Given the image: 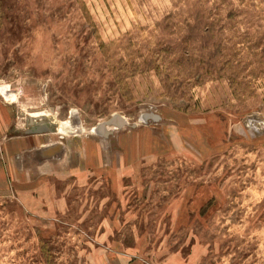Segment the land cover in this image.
Instances as JSON below:
<instances>
[{"label": "rangeland", "instance_id": "374dc122", "mask_svg": "<svg viewBox=\"0 0 264 264\" xmlns=\"http://www.w3.org/2000/svg\"><path fill=\"white\" fill-rule=\"evenodd\" d=\"M0 100V264H264V0H0Z\"/></svg>", "mask_w": 264, "mask_h": 264}, {"label": "crops", "instance_id": "0c3cea01", "mask_svg": "<svg viewBox=\"0 0 264 264\" xmlns=\"http://www.w3.org/2000/svg\"><path fill=\"white\" fill-rule=\"evenodd\" d=\"M11 110L10 105L0 100V192L12 191L17 187L18 194L22 196L25 186L37 178H31L28 174L27 156L33 155L39 168L43 162L60 161L65 154L66 146L61 141L44 143L38 140L41 138H35L55 132L23 134L26 125L18 128L16 123L12 122V116L14 118L15 114ZM54 149H57L55 153L52 151ZM44 153L45 155H42Z\"/></svg>", "mask_w": 264, "mask_h": 264}, {"label": "water", "instance_id": "95a60500", "mask_svg": "<svg viewBox=\"0 0 264 264\" xmlns=\"http://www.w3.org/2000/svg\"><path fill=\"white\" fill-rule=\"evenodd\" d=\"M56 131L57 123L48 118V116H28V118L26 119V129L24 130L23 134L32 135Z\"/></svg>", "mask_w": 264, "mask_h": 264}, {"label": "bare ground", "instance_id": "6f19581e", "mask_svg": "<svg viewBox=\"0 0 264 264\" xmlns=\"http://www.w3.org/2000/svg\"><path fill=\"white\" fill-rule=\"evenodd\" d=\"M32 116H40V115H45V113H43L42 111H32L30 112ZM59 126V125H58ZM58 130V129H57Z\"/></svg>", "mask_w": 264, "mask_h": 264}]
</instances>
